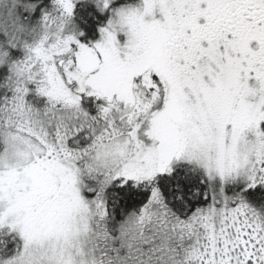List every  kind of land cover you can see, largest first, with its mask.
Segmentation results:
<instances>
[{"label": "snow or ice", "instance_id": "1", "mask_svg": "<svg viewBox=\"0 0 264 264\" xmlns=\"http://www.w3.org/2000/svg\"><path fill=\"white\" fill-rule=\"evenodd\" d=\"M0 264H264V0H0Z\"/></svg>", "mask_w": 264, "mask_h": 264}]
</instances>
